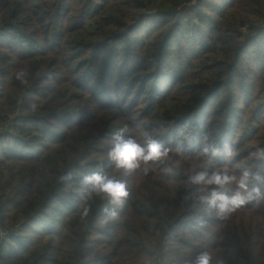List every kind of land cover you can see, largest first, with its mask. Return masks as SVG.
Masks as SVG:
<instances>
[{
    "label": "trees",
    "instance_id": "trees-1",
    "mask_svg": "<svg viewBox=\"0 0 264 264\" xmlns=\"http://www.w3.org/2000/svg\"><path fill=\"white\" fill-rule=\"evenodd\" d=\"M186 122L241 156L264 146V0H0V264H183L204 247L264 264V205L204 216L167 162L128 177L117 220L99 197L82 217L78 179L118 174L117 129L174 147Z\"/></svg>",
    "mask_w": 264,
    "mask_h": 264
},
{
    "label": "clouds",
    "instance_id": "clouds-1",
    "mask_svg": "<svg viewBox=\"0 0 264 264\" xmlns=\"http://www.w3.org/2000/svg\"><path fill=\"white\" fill-rule=\"evenodd\" d=\"M22 76L21 73L17 78ZM128 133L127 125L117 129L105 152L107 161L118 174L97 167L80 175L82 217L89 215L87 202L99 197L106 202L101 224L117 220L131 195L128 177L147 176L165 162L168 166L162 169L164 179L177 184L176 178L182 177L179 185L184 190L183 203L204 216L214 213L216 218L226 221L248 205H264V146H253L241 156L236 141L225 140L211 131L197 137L190 122L179 131L174 147L165 143L162 136L147 130L139 137ZM194 142H198V149ZM218 159L225 161L223 166L216 163ZM189 160L193 161L190 165ZM60 179L73 182L76 178L69 171ZM204 216L198 217L201 225L206 222ZM183 264H224V260L213 249L204 247Z\"/></svg>",
    "mask_w": 264,
    "mask_h": 264
},
{
    "label": "rangeland",
    "instance_id": "rangeland-1",
    "mask_svg": "<svg viewBox=\"0 0 264 264\" xmlns=\"http://www.w3.org/2000/svg\"><path fill=\"white\" fill-rule=\"evenodd\" d=\"M182 16H183V20L186 21V23H188V24L190 23V25H192L194 23L193 17L191 15L188 16L186 13H183ZM173 49L176 50L175 45L173 46ZM167 61H168V65H171L173 68H176L179 66V64H178L179 61L177 60L176 55L170 57Z\"/></svg>",
    "mask_w": 264,
    "mask_h": 264
}]
</instances>
